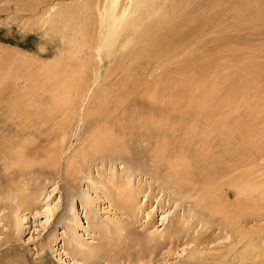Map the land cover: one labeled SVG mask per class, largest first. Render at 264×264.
Returning a JSON list of instances; mask_svg holds the SVG:
<instances>
[{
    "label": "rangeland",
    "instance_id": "1",
    "mask_svg": "<svg viewBox=\"0 0 264 264\" xmlns=\"http://www.w3.org/2000/svg\"><path fill=\"white\" fill-rule=\"evenodd\" d=\"M55 1L0 0V90L62 65L44 34L66 15L84 27L98 14L94 0ZM50 2L58 22L50 10L37 27L30 5ZM136 4L157 8L159 23H138L157 51H83L92 80L114 75L59 113L50 166V146L30 162L0 109V264H264V0Z\"/></svg>",
    "mask_w": 264,
    "mask_h": 264
},
{
    "label": "bare ground",
    "instance_id": "2",
    "mask_svg": "<svg viewBox=\"0 0 264 264\" xmlns=\"http://www.w3.org/2000/svg\"><path fill=\"white\" fill-rule=\"evenodd\" d=\"M52 1L54 0H51V2ZM56 1L64 2V0ZM73 1L78 3L77 5L79 9H83V7L88 8V4L83 5V1ZM93 5L98 14L95 20L90 21L88 24L86 23L84 27L83 17L76 18V20L79 21L77 24L74 22L68 24L72 18L71 15H66L61 23H56L52 34L48 31L44 34L48 37V40L53 39L55 43L60 45V49L57 50V54H59V52L60 54H68V57H70L69 60L68 57H64L62 58V65L58 63L56 66L50 67L49 70L46 69L47 67L41 65L39 70L43 76L39 78L41 80L34 82L36 85L33 84V82L29 83L32 87L24 86L23 89L8 88L0 90V109L4 116L5 113L2 108L6 109V112L9 114V120L6 121L8 125L11 124L13 126V129H11L12 132L15 131V133H12L13 135L15 134L14 136L17 139L15 145L20 147L22 145L21 141H28V145L26 146L28 149L23 148L31 154V160L28 158L24 160L33 162V158L37 156V154H43L40 152H43L45 148H47L45 145H41L44 142L48 144L50 148L48 147L46 149L47 151L45 150L46 152L44 157L42 155L41 157L45 158V164L50 166L53 161V156L55 155H53L51 151L52 136L54 132L52 125L55 124L57 117L65 118L68 116L63 114L62 117L59 113H63L65 109H68L70 115H73L74 111H77V107L75 106L77 99L80 103L79 107H82V101H86L92 89L91 87L94 85H96V88L100 87L106 80L114 75L113 73H110L102 81H99V76L97 75L95 79L92 80L91 73L85 66L87 61L83 60V51L85 49H91L92 56L95 60L98 59L99 62H102L107 54L120 55V58H123V54L125 53L128 45H132L136 48V51L130 56L138 55L146 58L151 57L157 51L158 46H155L154 51L152 47L148 45L145 46V42L140 41V38L138 37L140 29L144 28V24L140 27L138 26L139 19L145 20V24L149 22L159 23L161 21L160 16H158L157 13V8L139 10L136 0H94ZM70 8L72 7H69V9ZM30 10L32 12L30 13V19H35L37 27L48 22L44 20V14L48 13L50 10L51 14H53L54 18L57 19L58 22V15L60 13L56 15L53 13L54 7L52 4L48 5V8L45 7V9H42L40 6L36 9L35 3H32L30 5ZM49 34L53 35V37L51 38ZM150 51L153 52L151 53ZM52 80L57 84L55 91L45 89L49 84L54 83ZM148 89L150 90V88ZM47 94H52V99L42 96ZM145 94L148 95L154 106L160 107V104L165 102L163 101V98L165 97L163 93L153 94L145 92ZM179 103L181 102L172 101L170 104L171 106H174ZM171 106L169 108H171ZM108 107V102H102L101 100L99 116H104V121H106L105 119L110 116H107L106 114L107 110L110 109ZM173 109L175 110L174 107ZM173 111H171V113ZM163 115L166 116V114ZM95 118L97 122V117ZM103 127L105 128L107 126L104 125ZM30 138L32 139V142H30ZM63 141L65 140L63 139ZM33 142L35 143L32 144ZM261 146L264 147V144L260 143L258 145L259 150L261 149ZM263 155V152H261L260 156ZM17 157L19 160H22L25 156L19 153ZM237 192L239 193V191Z\"/></svg>",
    "mask_w": 264,
    "mask_h": 264
}]
</instances>
